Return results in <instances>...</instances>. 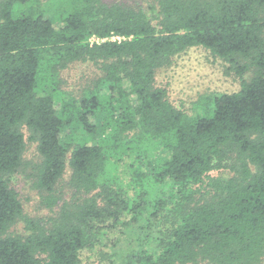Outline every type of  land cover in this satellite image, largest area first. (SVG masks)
Returning <instances> with one entry per match:
<instances>
[{"label":"trees","instance_id":"16d2710c","mask_svg":"<svg viewBox=\"0 0 264 264\" xmlns=\"http://www.w3.org/2000/svg\"><path fill=\"white\" fill-rule=\"evenodd\" d=\"M198 46L240 85L201 97L190 115L155 75ZM79 61L102 71L94 90L56 97L59 71ZM74 126L87 139L70 149ZM23 127L42 204L62 200L66 166L78 195L46 220L26 216L9 183L24 166ZM124 157L132 199L114 186ZM18 221L25 235L10 231ZM124 230L138 246L123 264L263 262L264 0H0V264L116 256Z\"/></svg>","mask_w":264,"mask_h":264},{"label":"rangeland","instance_id":"374dc122","mask_svg":"<svg viewBox=\"0 0 264 264\" xmlns=\"http://www.w3.org/2000/svg\"><path fill=\"white\" fill-rule=\"evenodd\" d=\"M103 1L108 3L117 1L129 6H145L147 3V0ZM91 41L98 40L92 38ZM101 76L102 71L92 62L79 61L70 63L58 73L59 82L56 97L64 99L71 97L78 100L88 91L94 90L95 82ZM155 82L156 85L166 89L167 97L175 107L184 109L190 115L201 111L198 105L201 97L204 98L206 96L207 98V95L211 93L233 92L238 90L240 85L239 79L232 72H226V65L220 59L214 58L208 50L199 46L187 49L175 56L168 67L159 69L155 75ZM22 131L26 144L23 154L24 166L12 176L9 181L10 187L18 193L23 213L26 216L33 219L46 220L60 211L63 201L74 200L78 195L74 193V190L66 181L70 173L69 167L66 166L62 181H58L54 186L55 195L60 196L62 200L51 209L42 204V196L45 192L36 188L35 181L32 178L33 170L39 162L40 156L36 149V143L27 139L28 131L26 128L23 127ZM66 131L68 133L70 131V135H67L65 140L70 149L78 144L80 140L87 139V136L77 126H74V129L69 127ZM147 160V158L143 157L141 167L147 165ZM129 161H131L130 158L124 157V162L119 163L117 171L122 181L114 184V186L118 191H123L125 198L132 199L136 193V186L133 181H125L127 172L124 169V166ZM209 174L214 177H221L228 176L231 172L228 169H223L212 170ZM10 231L20 235L27 233L22 221L16 222ZM137 246V236L130 233L129 230H124V236L120 238V242L113 248V251L117 252L116 256L109 251L104 256L96 253L88 258L84 257L82 264H123L125 254L130 249L137 248ZM261 264H264V260Z\"/></svg>","mask_w":264,"mask_h":264}]
</instances>
